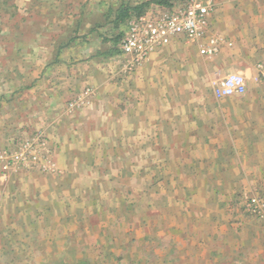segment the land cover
<instances>
[{
	"label": "crops",
	"instance_id": "0c3cea01",
	"mask_svg": "<svg viewBox=\"0 0 264 264\" xmlns=\"http://www.w3.org/2000/svg\"><path fill=\"white\" fill-rule=\"evenodd\" d=\"M148 1L0 0V149L33 143L0 170V264H264V0L128 72L118 12Z\"/></svg>",
	"mask_w": 264,
	"mask_h": 264
},
{
	"label": "built area",
	"instance_id": "2783aa9c",
	"mask_svg": "<svg viewBox=\"0 0 264 264\" xmlns=\"http://www.w3.org/2000/svg\"><path fill=\"white\" fill-rule=\"evenodd\" d=\"M213 8L214 0H180L169 10L150 9L128 17L120 42L121 54L125 57L124 70L133 71L155 47L170 43L175 35L183 34L188 40L204 35L209 26L208 15ZM218 49L217 39L210 37L208 44L200 48V53L213 56ZM246 89L244 77L237 73L227 75L222 82L223 95L243 94ZM32 151V142H26L19 151L0 149L2 174L8 175L26 163ZM248 206L258 216L264 212L262 199L251 198Z\"/></svg>",
	"mask_w": 264,
	"mask_h": 264
},
{
	"label": "trees",
	"instance_id": "16d2710c",
	"mask_svg": "<svg viewBox=\"0 0 264 264\" xmlns=\"http://www.w3.org/2000/svg\"><path fill=\"white\" fill-rule=\"evenodd\" d=\"M176 1H180V0H150L139 6H135V7L126 6L125 8H122L121 10H119L118 20L126 21V19L133 14L135 15L142 14L146 11V9L151 4H156V5L165 6V7H172L176 3Z\"/></svg>",
	"mask_w": 264,
	"mask_h": 264
},
{
	"label": "rangeland",
	"instance_id": "374dc122",
	"mask_svg": "<svg viewBox=\"0 0 264 264\" xmlns=\"http://www.w3.org/2000/svg\"><path fill=\"white\" fill-rule=\"evenodd\" d=\"M5 20V22H4V24H7V19L6 18H4ZM4 24L2 25V26H4ZM4 27H6V25L4 26ZM251 198H254V197H251ZM251 198H249V200L251 199ZM255 198H259V199H262L263 201H264V198H261V197H255ZM249 200L248 201H246V203H245V207H244V210H246L248 213H250L251 215H255V216H258L256 213H254L250 208H249ZM233 205H234V203H233ZM232 205V206H233ZM259 217V216H258Z\"/></svg>",
	"mask_w": 264,
	"mask_h": 264
}]
</instances>
